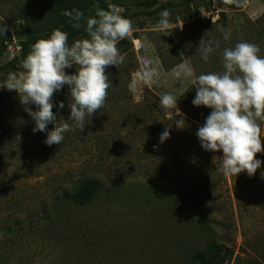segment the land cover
<instances>
[{
	"label": "rangeland",
	"instance_id": "obj_1",
	"mask_svg": "<svg viewBox=\"0 0 264 264\" xmlns=\"http://www.w3.org/2000/svg\"><path fill=\"white\" fill-rule=\"evenodd\" d=\"M116 1L136 10L148 0ZM39 4L0 0V25L7 26L0 33L1 64L19 55L27 17ZM169 19L176 27L171 36L159 33L160 15L132 21L128 36L134 38L136 56L129 61L139 68L130 76L131 82L137 80L135 91L121 93L107 111L87 117L83 134L67 131L62 150L53 144V153L44 157L36 146L33 152L45 168L42 177L32 175L33 165L24 168L18 162L24 155L16 150V138L25 125L11 128L6 121L7 129L0 128V161H5L0 166V264H264V152L257 153L262 164L254 176L217 171L222 151L204 150L196 135L212 109L193 105L195 86L174 76L182 64L190 65L196 76L222 72L223 49L240 41L257 45L264 57V0L242 5L208 0L190 13L170 12ZM204 37L219 43L208 61L197 54ZM144 59L157 72L149 84L138 75ZM8 77L0 75V85ZM168 92L179 97L177 106L191 121L178 129L187 138L173 146L170 135L141 156L149 137L146 125L155 128L156 123L142 113L136 120L130 107L146 97L158 117L160 97ZM14 93L0 87V94ZM260 125L264 137V121ZM86 182L101 186L92 205L54 212L56 202H65L64 190L74 192ZM9 225L14 231L9 232Z\"/></svg>",
	"mask_w": 264,
	"mask_h": 264
},
{
	"label": "clouds",
	"instance_id": "obj_2",
	"mask_svg": "<svg viewBox=\"0 0 264 264\" xmlns=\"http://www.w3.org/2000/svg\"><path fill=\"white\" fill-rule=\"evenodd\" d=\"M226 3L231 0H225ZM62 15L70 18L73 28L79 29L84 13L78 9L64 10ZM170 12L160 13L157 29L161 35L171 36L176 27L170 22ZM131 29V22L124 18L115 7L104 10L97 6L95 16L86 19L85 32L87 38L77 39L71 45L68 34L60 29L52 32L49 38L35 42L29 54L24 58L16 74H10L0 87L19 94L24 110L35 121L33 132H46L45 144L60 145L64 133L70 131L67 122L58 123L53 112V96L69 86L71 103L69 118L82 131L86 117H92L97 110L103 109L111 84L106 69L118 66L123 62L117 42L126 38ZM6 25H0V33L5 34ZM225 40L229 39L225 35ZM215 45V47H214ZM219 47L218 42L202 38L197 54L208 61L210 54ZM260 48L252 43L240 41L234 47L222 51V72H209L195 75L190 65L182 64L181 70L174 73L175 78L190 80L196 88L193 105L212 109L196 135L206 151L220 152L219 165L213 163L216 170L225 176H237L242 172L254 176L261 167L262 161L256 158L257 153L264 152L261 121H264V57L259 55ZM181 55H184L181 53ZM152 61L144 59L139 72V79L145 84L153 81L157 75ZM73 66L76 74H68L65 69ZM137 80L129 84L130 91H135ZM179 97L172 93H164L159 105L168 115L175 111V117L161 133L159 143L170 138L173 124L184 129L186 119L177 106ZM32 105L36 106L33 110ZM64 108V103L59 104ZM54 124L49 131L48 125ZM156 147V146H154ZM264 176V173L261 174Z\"/></svg>",
	"mask_w": 264,
	"mask_h": 264
},
{
	"label": "trees",
	"instance_id": "obj_3",
	"mask_svg": "<svg viewBox=\"0 0 264 264\" xmlns=\"http://www.w3.org/2000/svg\"><path fill=\"white\" fill-rule=\"evenodd\" d=\"M208 0H179V1H171L167 0L162 2L161 4H155L153 0H148L138 5L136 10H131L130 8L124 7L120 2L113 0V2H109L108 0H40V4L38 10H36L33 14H30L27 17L28 30L26 38L20 41V53L15 56L11 60H9L5 64L0 63V75H10L14 74L17 70H19L18 65L20 62L26 58V56L31 51L32 45L37 42L39 39H47L50 37L52 32L56 29H60L68 34V43L71 45L77 39L87 38V34L85 32L86 19L88 17L95 16L97 6L104 9L109 10L110 6L115 7L119 10L120 14L128 19L131 24L135 18H154L164 10H168L169 12L177 11L178 9H184V12L190 13L191 10L202 2H206ZM222 4L228 5L225 0H216ZM232 1V0H231ZM237 4L242 5L247 0H235ZM123 9L121 10L120 9ZM124 7V8H123ZM78 9L84 13L85 19L81 21V27L79 29H75L72 27L70 23V18L62 15L64 10H72ZM134 38L132 36H127L126 38L121 39L117 43V48L121 56H123V62L118 66V68L114 65L109 66L106 69V73L109 76V82L111 84L108 89V95L105 102V106L101 110H97V112H105L107 111L108 105L113 102V99H120L119 95L124 92H129V84L131 83L130 76L133 73L132 71H138L137 62L132 63L129 61L133 57L136 56L135 49L133 46ZM128 63L127 65L125 63ZM219 63L218 59L214 60L213 65H217ZM68 74H76L77 68L73 66L70 69H65ZM69 86L65 85L64 88L58 92H56L53 96L52 102L54 104L53 112L56 114L58 123L67 122L70 125V129L75 131V133L83 134L86 128L84 127L83 131L75 126L73 120L69 118L70 109L68 108V104L71 103V97L68 95ZM63 102L64 108H59V104ZM148 99L145 97V100L141 104H136L134 107H130V110L133 112L136 120H139L140 113L144 116L149 115L148 119L153 120L156 123V127L152 128L150 125H146L148 128V133L146 136L148 140L146 141V145L144 149L140 152L141 156L145 153V150L153 144L159 145V139L161 133L165 130L166 127L179 117H175L174 111H171L168 115L165 114L163 109L157 110L158 117L153 115V111H155L154 107L150 106L148 103ZM131 105L129 102L128 106ZM33 110H36V106H31ZM127 111V110H126ZM95 116V114H94ZM151 116V118H150ZM170 116V117H169ZM189 117V114L187 115ZM87 118V117H86ZM181 118V117H180ZM143 119V118H142ZM6 121H10V127L12 128L14 125L18 123H23L24 128L18 133L16 143H19L16 150L20 151L24 155L19 157L18 162H20L21 167H28L33 165L32 168L35 169V173H32L34 177H42L41 175L44 172L42 165L40 164L38 153H34L33 149L36 146H39L40 150H43V156H49V153H53L50 151V146L44 143L47 133L46 132H33V128L35 127V121L31 118V116L24 110V106L21 104L19 99V94H0V125L1 130L5 131L7 127L5 126ZM188 123L191 121L186 119ZM190 121V122H189ZM100 126V125H99ZM99 126H96L99 128ZM95 127V128H96ZM9 128V127H8ZM54 128V124L48 125V130L51 131ZM10 129V128H9ZM24 129V131H23ZM156 129V130H155ZM70 130V131H71ZM170 135L174 139L173 146L176 145L177 142H183L187 137L182 135L177 127L173 124L170 130ZM66 133H64V137ZM40 138V139H39ZM157 138V140H155ZM68 137L64 138L63 142L58 145L59 149H63L67 145ZM41 141V144L38 143ZM176 141V143H175ZM158 143V144H157ZM97 150L101 149L99 146H94ZM26 150V154L23 152ZM106 149H102V152L105 153ZM3 153V152H2ZM5 153H3L4 155ZM5 156V155H4ZM14 156L11 158V161L14 160ZM6 160V159H5ZM138 162L140 160H137ZM16 163V162H14ZM5 161H0V166H4ZM45 164V162H44ZM43 164V165H44ZM139 166V164H138ZM101 186L98 182L94 184L92 182H86L74 192L64 190L62 197L65 202L63 204H59L56 202L54 206V212L62 211L65 206H69V209L72 207H86L88 205H92L100 196ZM16 199V198H15ZM58 201H61V197ZM42 210V209H41ZM65 210L66 213L70 212ZM45 211V210H43ZM64 211V210H63ZM50 210L47 209V213ZM50 217V216H49ZM9 232L14 231V226H8Z\"/></svg>",
	"mask_w": 264,
	"mask_h": 264
},
{
	"label": "bare ground",
	"instance_id": "obj_4",
	"mask_svg": "<svg viewBox=\"0 0 264 264\" xmlns=\"http://www.w3.org/2000/svg\"><path fill=\"white\" fill-rule=\"evenodd\" d=\"M138 43V41H136Z\"/></svg>",
	"mask_w": 264,
	"mask_h": 264
}]
</instances>
